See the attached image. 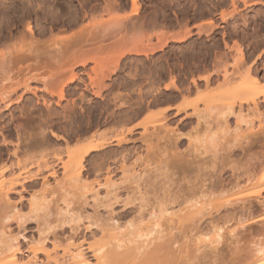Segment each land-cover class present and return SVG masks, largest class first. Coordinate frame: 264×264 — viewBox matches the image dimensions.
I'll list each match as a JSON object with an SVG mask.
<instances>
[{
    "label": "rangeland",
    "instance_id": "374dc122",
    "mask_svg": "<svg viewBox=\"0 0 264 264\" xmlns=\"http://www.w3.org/2000/svg\"><path fill=\"white\" fill-rule=\"evenodd\" d=\"M28 1L33 13L30 20L34 25L35 45H40L39 53L37 51L35 54L37 59L20 64L11 62L0 70V80H3L1 86H5L6 89L0 87L3 93L5 90V93H8L5 94V101L0 102V144L4 140L8 143L9 150L15 149L17 152L16 157L5 155L6 151L1 152L0 159L3 160L1 159L0 165L6 161L10 164L19 161L20 166L19 168L13 164V167L0 177V194L11 182L18 190L20 184H24L25 188L21 194L22 198L17 193H11L8 203L0 201V233H13L24 257L28 255V246L31 243H38L40 240L51 247L56 240L65 241L72 236L84 246L85 264H95L93 253L88 250V246L101 243L104 239L102 231L114 223L121 224L120 226L128 223L129 226L133 221L132 225L135 224V228L136 225L138 228L139 219L147 220L152 211L157 214L164 209L170 213H174L175 210L178 212L186 205L187 200L192 203L195 200L200 203L205 201L202 204L206 205V202L213 201L220 193L229 191L236 184H244L247 169L251 168L250 165L255 161L254 156L264 152V116L252 117L247 126L241 124L238 127H236L238 120L234 117H229L223 122L221 118L212 116L197 124L196 116H191L175 128L177 133L182 135L177 140L169 139L164 133L159 139L154 135L140 139L143 129L137 127L133 130L132 137L129 136L133 141L120 145L116 143L127 127L142 122L149 112L172 105L181 108L180 117L190 113L196 105H200L201 94L209 90L214 98L223 85L221 75L218 78L214 77L208 88L201 86L200 81L197 82L200 86L195 88L190 83L191 78L200 79L213 71H218L222 75L226 72L233 77L228 85L232 86L240 80L241 75L247 74L255 56L261 55V59L257 60V64L251 69L264 83V0H141V14L161 11L159 16L161 26L158 28L168 39L162 54L170 66V70H166L170 71V75L166 72L167 77H164L163 83L169 84L172 81L171 77L174 76V82L180 90H184V87L186 89L190 84L189 89L181 92L170 90L167 93L168 96L173 95L171 99L163 96L160 99L161 104L156 108L153 110L146 108L143 103H139L136 93L137 86L144 87L148 81L142 84L132 75L143 73L149 78L147 80L153 79L156 66L162 64L157 60L161 53L152 56L149 64L141 62L140 58L133 55L127 56L111 82L115 83L110 92L115 99L111 104L116 103L118 107L116 120L107 124L101 123L100 126H96L97 128L94 126L87 128L86 124H82L83 129L77 133L75 125L62 118L61 110L52 105L49 92L53 89L54 83L66 81L74 72L79 78L72 86L80 87L75 92L70 90L69 94L70 97L77 99L82 82L87 81L79 62L85 60L86 55L89 57L85 50L91 49L90 45L93 43L96 46L95 42L87 43L90 45L83 42L87 47L81 42L83 39H77L76 41L81 43L74 41L75 43L66 44L60 51H56V47L53 48L54 41L69 35L70 30L73 32V29L76 31L78 28L68 25L74 15L79 14L84 0ZM28 1L0 0V37L4 35L5 30L7 31L9 22L25 16L24 9L21 8L24 3L28 6L26 3ZM104 1L106 0H97V3L103 4ZM119 2L129 4V0ZM129 7L126 5L116 15L126 14L130 10ZM52 25L56 26L53 36L42 32L43 29L47 31ZM62 27L63 32H59ZM189 32V38L185 41L172 42L174 36ZM111 34L109 32L103 37L106 43L115 42ZM102 40L98 42L101 44ZM106 43L104 41L103 45ZM113 45L110 46L111 54H118L127 48L121 43ZM206 48L211 51L208 55L204 53ZM214 52L218 55L222 52L225 57L221 55L223 58L218 62V59L214 60ZM242 53L244 60L236 63ZM76 61H79L77 65L74 64ZM215 61L218 63L215 64ZM181 65L184 66L183 69L181 67L179 69ZM261 97L259 96L260 99ZM42 99L48 102L51 114L53 111L56 112L57 116H51L53 121L48 119L47 110L39 102ZM176 119L177 117L171 118L170 115L167 120L170 128ZM101 120L100 122H103ZM203 123L205 125L207 123L208 130H205ZM49 130L62 135L63 139L51 138ZM97 142H103L106 146L86 157L82 163L81 175L76 180L74 174L77 169H64L63 162L67 160L71 151L78 150L85 144ZM258 161L260 163L256 164L259 169L263 166L260 164L264 163V160ZM45 164L55 171L53 177L47 182L40 179L25 182L26 169L32 173L39 171L44 175L48 171L43 168ZM123 164L132 166L131 172L135 171L137 175L128 178L129 180L123 178L120 172ZM108 173L115 179V186L119 181V187L116 186L118 189L113 185L106 191L102 186ZM97 188L98 199L93 201L90 197L92 189ZM32 194L37 196L35 198L36 205H39L36 206L37 209L28 204ZM83 197H87L86 204ZM14 206L17 210L13 209ZM65 210L70 211L66 213L68 215L64 214ZM199 212L190 219L186 217L181 224L170 220L169 215L162 216L161 223L170 232L168 235L165 232L166 235L150 244V249H156L154 254L158 253V249L168 248V251L166 250L168 256L171 251L173 253L170 255L176 256L169 259L171 261L177 259L171 264H248L250 260L246 257V250H243L248 244H245V238L256 236L254 233L258 231L259 226H254L250 232L244 231L240 228L239 220L258 217L264 213L263 207L256 202L249 206L237 203L220 207L218 210L202 209ZM217 227H221L222 237L217 244H211L208 240ZM230 229H235L237 243L232 235L226 234ZM241 235H245L244 239L240 237ZM238 237L242 239L240 243ZM171 243L173 246H169ZM155 244L157 248L154 249ZM169 249L175 251L169 252ZM165 250L162 252L166 253ZM241 250L246 253L243 254ZM144 251H139L140 253L136 251V255L131 254L138 264L141 260L144 261L142 259L146 255ZM147 256L149 255L145 257ZM130 257L125 258L126 261L135 264ZM42 261L43 256L38 255L33 264H41Z\"/></svg>",
    "mask_w": 264,
    "mask_h": 264
},
{
    "label": "bare ground",
    "instance_id": "6f19581e",
    "mask_svg": "<svg viewBox=\"0 0 264 264\" xmlns=\"http://www.w3.org/2000/svg\"><path fill=\"white\" fill-rule=\"evenodd\" d=\"M140 1L141 0H129V4H122L119 2V0H106L103 2V4H100L97 3V0H84V2L81 4L79 14H75L71 23L68 25L71 27H78L76 31H74V29L73 32L72 30H70L71 32H69L72 33L71 35L70 33L68 35L64 32L68 36L66 35L65 37L61 38V35V39L57 40L56 42L54 41L56 39H51L55 42H53V48L56 47V51H60L61 48L64 49L66 47V44H72V42L76 41L77 39H83L81 42H84L86 44H91L93 42L96 43V46L93 45L94 43L91 45L87 44L91 46V49L88 48L87 50L86 48L85 50L86 54H89V57H87L86 55V58H84L85 60H79L80 62L76 61L74 63L78 64L79 62V67L83 69V72L87 77V81L82 82V89L80 90L81 92L78 98H72L70 97L71 94H69L70 90L75 92L79 89L78 87H80L78 85L74 87L72 86L75 82H77L79 78L77 73H74L73 71V74L66 81L63 80L62 82L54 83L55 85H53V89L49 92L52 105L61 110L62 118L68 119V121L72 123V125H75V133H77L82 128V124H86L88 128L92 126H100L101 123H111V121L116 120V117L118 116V107L115 105L116 103L111 104L114 103L113 100L115 99H113V95L111 96L112 92H110L112 85H114L115 83L111 84V82L113 81V76L116 75V72L121 67L120 64L124 59L127 58V56L133 55L136 58H140L141 62L149 64L152 56L161 53L157 57V60H160L162 64L156 66V70L154 69L155 72L152 71L154 73L153 79L147 80L149 78L145 77L143 73L132 75L133 78L135 77L137 80L142 82V84L148 81L146 82V85L144 84V87L148 88H145L144 90V87L142 85L141 87H138L140 86L138 85V93H136L139 103H143L146 108L150 110L156 108L161 104L160 99L163 96L171 99L173 95L171 94L168 96L167 93L170 90L179 92L183 90L182 88V90H180V88L175 84L174 76L171 77L172 81L169 84L163 83L166 72H168V74L170 72L166 71L170 68V66H168V64L166 63L167 61L165 60V56L162 54L165 46L167 45L168 39H166L167 37L164 36L161 29L158 28L161 24L159 22L161 11L155 10L152 12V14H141L140 7L142 6V4ZM26 3H28V6L24 5V3L21 8L24 9L25 16L9 22L7 31L5 30L4 35L0 37V70L4 66L6 67V65L11 62L20 64L27 63L32 59H37L35 54L37 53L39 49L38 46L40 45H35L36 41L34 25L30 20V17L33 13L31 7L29 6V1ZM99 4L102 5V7ZM126 5L130 6V10L126 14L116 15V13H118ZM83 21H85V23ZM55 28L56 26L52 25L49 29H47V31L43 29L42 32L45 31L47 34L53 36V31H56ZM63 29L64 28L62 27L59 32ZM109 32L112 33L111 37L113 36L112 38H115V42L110 41V43L112 42V45L114 43H121L127 48L122 50L118 54L109 53L111 52L110 46L112 45H110L109 42L106 43V40L103 39V37H105V35ZM189 34L190 32L183 35L174 36L172 38V42H183L187 38H189ZM56 38L58 39V37ZM100 40H102L101 44L99 43ZM104 41L106 45H103ZM81 42L76 41V43ZM108 43L109 45H107ZM86 44L84 45L87 46ZM53 48L51 47L50 49H52L53 51ZM201 52L203 53V51ZM209 52L211 51L206 48V52L204 53L205 55H208ZM221 53L222 52H220L219 55L218 53H215L214 60L218 59V62H220V58L222 59L224 56ZM221 55L223 56L221 57ZM196 59L198 60V58ZM259 59H261V55L255 56V58L251 61V68H253L257 64V60ZM242 60H244L243 53L240 55L236 63L239 61L241 62ZM215 62L213 63H218L217 61ZM87 66H89L88 69L86 68ZM182 66L183 65L179 66V69H181ZM251 68L247 70L246 75H241L240 80L232 86L228 85L233 80V77L231 78V75L227 74L226 72H224V74L222 75L218 71H213L208 75L200 77V79L191 78L190 83L195 88L200 86L197 83L198 81L201 82V86L208 88L212 83L214 77L218 78V76L221 75V77H223V85L218 89L216 97L214 98H212L213 93L209 90L201 94L199 96L201 98L200 105H196L195 107H193V110L190 113H185L180 117L179 114L181 108L177 106L174 107L172 105H169L163 109L149 112V114L142 122L134 126L127 127L124 130L123 136L117 139L116 145L133 141L131 140V134L137 127H141L143 129V132L139 137L140 139L152 135L159 139L161 138L160 135L164 133L168 135L169 139L177 140L182 135L178 134L175 128L179 124L182 125L183 122L186 119H190L191 116H196L197 124H200V121L206 120L207 118H212L213 116L215 118H221L223 122H226L229 117H234L236 120H238V122H236V127L241 126V124L247 126L249 124L250 118L264 116V83L259 80L258 76L256 75L257 73L254 72ZM2 82L3 80L0 82V86ZM187 86L188 87L186 89L184 87V90H188L190 84ZM1 87L0 91H2V89L4 90L5 86L2 87V89ZM5 91L4 93L3 91L0 92V102L5 101V94L7 93H5ZM259 96H262L261 99L259 98ZM39 102H41L43 107L47 110L48 119H50V121H53L51 116L56 115V112L53 111L52 114L49 112L50 107L47 105V101L42 99ZM170 115L171 118L177 117L172 128H170V126L167 124V120L170 118ZM100 119H102L101 121L103 122H100ZM208 128L209 127L206 123L205 130H208ZM49 136L55 139H63L62 135L56 133L53 130H49ZM209 139L211 141L210 137ZM7 144L8 143L2 140L0 144V153L6 151L5 155L16 157L17 152L15 151V149L9 150ZM105 146L106 144L103 142L85 144L79 147L78 150L76 149L74 151H71L68 155L67 160L63 162L62 166L67 170L77 169L74 177L76 178V180H78L83 169L82 163L83 161H85L86 157L91 155L92 152L102 149ZM262 157H264V152L258 153L256 154V156H254V163L250 165L251 168L247 169V174L245 173L246 178L244 180V184H236V186L232 187L229 191L220 193V195L216 196L213 201H211L212 199H209V201L211 202H206V205L202 204L205 201L200 203V201L195 200L194 203H192L190 200H187V203L185 201L186 205L182 206L183 208L181 209L179 208L180 210L178 209V212H175V210L173 211L174 213H170L164 209L161 210L158 213L160 215H158L157 212L152 211L151 213H149V217L146 218L147 220L139 219L138 222L140 225H138V228L137 225L136 228L135 224L132 225L133 221L129 224V226L128 223H125V226H120L121 224L114 223L113 225L107 227L104 231H102V237L104 239L102 238L103 240H101V243L88 246V250H91V252L93 253L92 255L94 256L95 264H131V262L129 263L126 261V259H129V255H131L132 253L135 254L136 251H138L136 253H140L139 251L143 250H145V254L149 256H143L144 258L142 259H144L145 263L141 260L142 264H171L177 261V259L174 261L170 260L176 258V256L174 257L173 254L170 255V253L172 252H170V250L175 251L174 249H169L170 253L168 256V253L166 252V250L168 251V248L166 246V250H157L158 253H162H157L158 255L154 254V252H156L155 248H157L156 244L155 247L153 245L155 250H152L150 249L151 247H149L153 241L158 240L166 235L164 234L165 232H167V235L170 232L166 230L167 228H165L161 223V217L164 215H169L170 220L176 222V224H181L183 222V219H186V217L187 219L192 218L194 214L198 213L202 209L210 211L218 210L220 207L237 203H240L243 206H249L252 205L253 202L258 203L264 209V163L262 162L263 164H260L263 166L259 167V169L258 165L256 164L259 162L258 160H264L262 159ZM1 159L0 161L2 163L3 159ZM13 164H10L8 161H6L2 165H0V177L6 174L13 166H18L19 161H17L16 164ZM18 167L20 168V166ZM43 168L45 170H48L44 175L39 171L32 173L29 171V169H26L24 171L25 182L33 181L36 179L47 182L49 178L54 176L55 171L52 169V167H49V165L45 164L43 165ZM132 170V166L128 167V165L123 164V166L120 167L121 175H123V178L125 179L133 178L137 175V172L134 171V174L131 172ZM114 180L115 179H113V177L108 173L102 185L103 187H105L106 191L108 188H112L113 185L115 186L116 183ZM118 184H120L119 181ZM118 184L116 186H118ZM19 188V190L15 188L14 183L11 182L8 188L0 194V201L8 203L9 194L11 193H17L19 194L20 198H22L21 194L25 190L24 184H20ZM98 189L99 188L95 190L92 189L90 197L93 201L98 199ZM112 191L114 192V190ZM35 198H37V196H35V194H32V197H30L28 204L37 209L36 206L39 207V205H36L37 203L35 202ZM86 199L87 197L83 199V202L85 204L87 203ZM13 209L17 210L15 206L13 207ZM68 211L65 210L64 214L68 213ZM78 215L80 216V214ZM239 223L240 228H243L244 231L248 232H250L254 226H259L258 231L256 230V232L254 233L256 234V236L245 238V244H248L245 245L246 248L243 250H246L247 253L242 250L241 252H243V254H247V256H244L249 258L248 260H250V262L248 264H264V213L259 215L258 217L241 219L239 220ZM213 233L214 234H212V237L208 241H210L211 244H217L222 237L221 227H217L216 231H214ZM226 234L232 235L234 241H236L237 243V238L235 237V229H230V231H228V233L226 232ZM240 237H243L244 239L245 235H241ZM241 238L238 237V243H240V241L242 240ZM37 242L38 243H31L28 246L29 253L24 257L21 252L20 244L14 234L3 233L2 236H0V264H33L38 255L43 256V261L41 264L86 263V260L84 259V246L81 244V241L77 242L72 238V236L65 241L56 240L51 244V247L47 246V244H45V242L43 241L41 242L39 240ZM172 243L169 244V246H173ZM158 247L162 248V246ZM148 248L152 251H150ZM119 249H123V251H119ZM164 250L166 253L162 252ZM113 255L114 257H112ZM132 256L133 255H131L130 257L132 258L131 260H133L135 264H138V261L135 262L136 258ZM110 257H112V259H110Z\"/></svg>",
    "mask_w": 264,
    "mask_h": 264
}]
</instances>
